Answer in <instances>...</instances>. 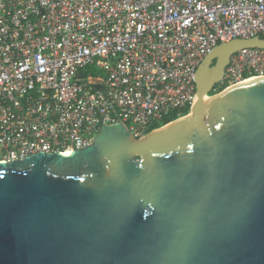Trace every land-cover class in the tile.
Returning <instances> with one entry per match:
<instances>
[{
    "label": "water",
    "instance_id": "1",
    "mask_svg": "<svg viewBox=\"0 0 264 264\" xmlns=\"http://www.w3.org/2000/svg\"><path fill=\"white\" fill-rule=\"evenodd\" d=\"M255 48L215 47L190 113L143 137L0 162V264H264V77L210 95Z\"/></svg>",
    "mask_w": 264,
    "mask_h": 264
},
{
    "label": "built area",
    "instance_id": "2",
    "mask_svg": "<svg viewBox=\"0 0 264 264\" xmlns=\"http://www.w3.org/2000/svg\"><path fill=\"white\" fill-rule=\"evenodd\" d=\"M262 36L264 0H0V162L70 155L119 122L143 137L192 110L215 47ZM260 77L264 49H244L221 87Z\"/></svg>",
    "mask_w": 264,
    "mask_h": 264
},
{
    "label": "trees",
    "instance_id": "3",
    "mask_svg": "<svg viewBox=\"0 0 264 264\" xmlns=\"http://www.w3.org/2000/svg\"><path fill=\"white\" fill-rule=\"evenodd\" d=\"M262 38H264V36H262ZM218 89L222 90L224 87H221V84L217 85ZM222 88V89H221ZM215 92H213L211 95L215 94ZM190 113V110H185L184 112L182 113H173L167 117H165L161 122L157 123L156 125H154L147 133L151 132L152 130H155V129H158L164 125H167L168 123L172 122V121H175L177 120L178 118L180 117H183V116H186Z\"/></svg>",
    "mask_w": 264,
    "mask_h": 264
},
{
    "label": "rangeland",
    "instance_id": "4",
    "mask_svg": "<svg viewBox=\"0 0 264 264\" xmlns=\"http://www.w3.org/2000/svg\"><path fill=\"white\" fill-rule=\"evenodd\" d=\"M87 73L90 74V75H92L93 77H102V78H105V77H106V73H105V71L102 70V69H100V68H98V67H96V66H89V67L87 68ZM221 89H222V88H221ZM222 90H224V88H223ZM222 90L218 89V90L216 91V93H219V92H221ZM211 94H212V93H211ZM211 94H210V95H211Z\"/></svg>",
    "mask_w": 264,
    "mask_h": 264
},
{
    "label": "flooded vegetation",
    "instance_id": "5",
    "mask_svg": "<svg viewBox=\"0 0 264 264\" xmlns=\"http://www.w3.org/2000/svg\"><path fill=\"white\" fill-rule=\"evenodd\" d=\"M217 88H218V86L216 85L215 88H214V90L217 91ZM215 91H214V92H215Z\"/></svg>",
    "mask_w": 264,
    "mask_h": 264
}]
</instances>
